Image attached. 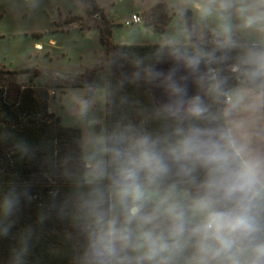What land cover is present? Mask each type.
<instances>
[{"label":"trees","instance_id":"trees-1","mask_svg":"<svg viewBox=\"0 0 264 264\" xmlns=\"http://www.w3.org/2000/svg\"><path fill=\"white\" fill-rule=\"evenodd\" d=\"M160 6L152 10L154 18L162 10ZM169 23L170 18L165 17L163 25ZM155 29L165 30L161 25ZM99 31L107 64L90 71L73 86L86 88L87 99L94 88L106 90L104 183L87 182L82 130L63 126L60 117L49 112L46 87L26 88L15 100L3 87L0 89V259L4 264H91L88 249L93 245L111 264H174L158 260L120 262L111 253L109 235L111 191L123 188L121 170L139 153L140 141L145 138L168 171L152 179L140 171L139 189L152 188L163 194L187 189L194 199L206 194V167L195 159H177L173 153L186 135L200 128L192 121L165 114L151 86L157 63L173 55L197 58L210 75L205 120L208 127L223 130L228 165L241 168L252 180L247 192L250 224L252 230L264 228V187L256 183L235 154L224 117L226 94L236 87L261 93L264 110V71L259 67L264 45L199 46L194 35L187 45L106 44L103 30ZM217 55L224 56L229 65L238 63V73H226L227 68L217 73L218 68H224L214 59ZM218 207L236 210L235 203ZM252 239L251 231L243 239L234 237V244L241 248L264 245V238L257 242Z\"/></svg>","mask_w":264,"mask_h":264},{"label":"rangeland","instance_id":"rangeland-1","mask_svg":"<svg viewBox=\"0 0 264 264\" xmlns=\"http://www.w3.org/2000/svg\"><path fill=\"white\" fill-rule=\"evenodd\" d=\"M156 2L0 0V71H7L0 73V89L3 87L15 100L26 88H47L49 112L59 116L63 126L82 130L89 183L106 181V90L94 88L92 97L87 99V89L73 84L107 64L106 46L100 41L99 28L104 32L105 43L109 44L187 45L194 35L199 46H247L253 44L242 41L240 36L250 34L264 38V0ZM156 4L161 5L162 10L154 18L152 10ZM142 9L150 10L143 12ZM132 15H138L142 21L126 26ZM165 17L170 18L166 26L163 25ZM159 25L165 28L163 32L155 29ZM37 44H41L42 49H38ZM214 59L224 66L218 68L217 73L226 68L229 71L226 73H238V63L229 65L222 55ZM204 71L195 57L168 56L157 63L151 86L156 103L165 114L188 123L192 121L200 128L199 138L214 142L224 153L223 130L208 127L205 120L209 98L207 85L211 78ZM229 93L230 90L226 97L230 98ZM194 100L201 108L198 115L189 111ZM229 101L225 98L226 103ZM227 167L232 172H243L233 165ZM200 200L192 199L187 189L181 188L167 190L164 194L152 188H140L138 200L132 193L124 194L123 188H114L111 191L112 255L120 262L231 264L232 260L238 261L239 255L247 253L245 250L235 248L236 252H231L230 248L222 249L215 242L202 238L198 231L204 216L197 207ZM133 207L138 212L130 218ZM178 226L183 230L177 231ZM252 237L253 242L264 238V228H253ZM88 259L91 264H111L96 245L88 249ZM0 264H4L2 259Z\"/></svg>","mask_w":264,"mask_h":264},{"label":"clouds","instance_id":"clouds-1","mask_svg":"<svg viewBox=\"0 0 264 264\" xmlns=\"http://www.w3.org/2000/svg\"><path fill=\"white\" fill-rule=\"evenodd\" d=\"M259 67L261 71H264V57L261 58ZM189 111L193 115L201 112L195 100L191 103ZM199 137L198 131H191L180 141L178 147L173 149V153L177 159H195L208 167L206 194L197 205L204 212L198 231L205 241L215 242L222 249H229L234 243V237L243 239L252 231L247 199L252 180L244 173L229 171L228 158L219 146L211 141H203ZM140 145L139 153L127 160L126 166L120 173L124 181V194L132 193L137 200L140 198V189L137 184L140 171L147 172L150 179L168 171L163 158L149 146L146 138L140 141ZM248 171L250 172L251 169ZM233 201L236 209L234 211L218 207ZM137 212L138 209L133 207L129 214L130 218ZM182 230V226H178L177 231ZM109 235L112 233L110 232ZM121 238L126 239V237ZM231 264H240V262L232 260ZM246 264H264V245L253 249L252 257Z\"/></svg>","mask_w":264,"mask_h":264},{"label":"crops","instance_id":"crops-1","mask_svg":"<svg viewBox=\"0 0 264 264\" xmlns=\"http://www.w3.org/2000/svg\"><path fill=\"white\" fill-rule=\"evenodd\" d=\"M157 1L156 3L159 4L165 0ZM150 9H142L141 11L144 12ZM240 38L249 44L264 45V38L260 36H252L249 34L244 37L240 36ZM229 95L230 101L224 106V117L232 148L247 171L251 169L248 172L255 179L256 183L264 187V110L262 95L248 87L233 88L230 90ZM191 198L194 199L192 196ZM235 248L241 247L233 243L230 248L231 252L233 250L236 252ZM254 248H241L247 253L239 255V258L237 257L240 264H246L252 257Z\"/></svg>","mask_w":264,"mask_h":264},{"label":"built area","instance_id":"built-area-1","mask_svg":"<svg viewBox=\"0 0 264 264\" xmlns=\"http://www.w3.org/2000/svg\"><path fill=\"white\" fill-rule=\"evenodd\" d=\"M142 21L141 17H139L138 15H132L131 19H129L128 21H126L125 25L126 26H131L134 24H140V22ZM230 98L227 96L226 97V101H229Z\"/></svg>","mask_w":264,"mask_h":264},{"label":"bare ground","instance_id":"bare-ground-1","mask_svg":"<svg viewBox=\"0 0 264 264\" xmlns=\"http://www.w3.org/2000/svg\"><path fill=\"white\" fill-rule=\"evenodd\" d=\"M36 47H37L38 49H42L41 44H37Z\"/></svg>","mask_w":264,"mask_h":264},{"label":"water","instance_id":"water-1","mask_svg":"<svg viewBox=\"0 0 264 264\" xmlns=\"http://www.w3.org/2000/svg\"><path fill=\"white\" fill-rule=\"evenodd\" d=\"M105 254V253H104ZM106 255V254H105ZM107 257V256H106ZM108 258V257H107Z\"/></svg>","mask_w":264,"mask_h":264}]
</instances>
